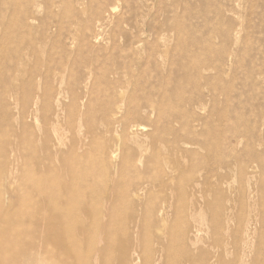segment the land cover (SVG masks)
Wrapping results in <instances>:
<instances>
[{
  "label": "rangeland",
  "instance_id": "obj_1",
  "mask_svg": "<svg viewBox=\"0 0 264 264\" xmlns=\"http://www.w3.org/2000/svg\"><path fill=\"white\" fill-rule=\"evenodd\" d=\"M110 71L167 107L145 109L135 130L157 149L140 161L130 143L129 160L97 165L153 187L126 211L75 200L67 224L83 252L71 263L121 264L127 241L135 264H264V0H0V264H26L33 243L55 263L41 232L63 186L57 153L100 157ZM177 160L187 165L171 185L161 168Z\"/></svg>",
  "mask_w": 264,
  "mask_h": 264
},
{
  "label": "bare ground",
  "instance_id": "obj_2",
  "mask_svg": "<svg viewBox=\"0 0 264 264\" xmlns=\"http://www.w3.org/2000/svg\"><path fill=\"white\" fill-rule=\"evenodd\" d=\"M154 56L155 52H149V54L146 56L145 61L150 62L151 58H153ZM160 56L164 57V55L161 54ZM134 59L136 64V60L138 59V57L136 56ZM194 67H198V69H200L202 65L198 63L194 65ZM203 68L206 70L205 67ZM93 70L95 74V69ZM89 72L90 74L92 73L91 70ZM108 73L109 75H113L111 77V80L108 78L110 81L109 84H106L107 86H109L106 93H108L111 97L109 96L108 103H105V107L103 105L104 108L102 125L107 133L112 134V138H110L102 146L100 157L95 159L94 156L90 154V152L85 153V159L80 160L78 159L79 156L72 154L70 160L68 159L69 157H65V154L63 152L60 151L57 153V157H59V161L61 162V165L57 167V173L59 179H61L63 182V186L55 192V200L50 199L52 203H56L54 204V209L57 211V213L52 218H44L46 226H48V228L46 229L49 231L45 229V235H43V233L41 232L43 240L47 242L52 241L53 245L58 249L56 255H53L50 252V249L44 250V252L46 251L45 254L52 255L53 258L56 259V261H54V264H63L62 262L64 260H66V263L64 264H72L71 260L73 259V257L77 258L75 252H78L79 255L77 259H80L81 253L83 252L82 245H80L79 243L75 244L72 241L74 234L72 228L70 229L67 224L69 212L72 211L73 202L75 200L76 204L81 205L80 207H82L83 209L89 210L93 209L95 206H101L108 209L126 211L127 208L135 206V199L133 197L135 194L143 191H148L153 187V182L136 183L135 177L128 182H121L120 180L112 177V169L107 174H104V172L102 171L103 168L98 165L107 163L112 167L113 163L117 166V162H121L123 160V157H128L129 160L131 152L135 150L132 146H130V143H134L141 151L142 154L140 157V161L143 160L145 151H149L150 148H153L154 150L157 149L158 144L155 141L152 142L150 146H148L149 144L146 145L144 141L137 140L135 136V130H146L147 125H144L138 121L141 115H143V112L146 111L145 109H148L149 113H154L160 116L166 114L165 110L167 105L165 104V101H167V96L162 95L163 98L160 99V95L155 96V94L151 93L150 89L148 90L147 86L137 85L135 87V77L133 74L131 75L130 79L123 81L121 79L122 77L117 71H110ZM140 91H142V97L139 94ZM59 99L61 98L59 97ZM77 99L78 97L74 95V101H76ZM82 126L83 125H80L79 123V130H81ZM97 132L98 129H96V131L91 127L90 129H87V137L92 139V143L96 140ZM190 139L191 138H188L187 140H180V145L190 146V144H192ZM177 140L179 141V139ZM58 144L63 145L64 140L60 139ZM196 144L200 143L197 142ZM168 163H164L161 171L167 170V168H169L167 172L168 175H165V177H167L166 180L171 181L172 185L173 181L179 176L178 174L185 171L187 164H184L183 162L177 160L172 166L170 164L169 167ZM209 171L211 172V174H213L214 169H210ZM116 174L117 172L115 171L114 176H116ZM67 175L71 178L70 182L68 179H66ZM224 176L226 177V175ZM137 178H139V176ZM226 178L228 180V177ZM166 180L162 181L160 185H162L163 187H169L170 184L166 183ZM206 181L197 180L196 182H194V186L199 189V191L202 189L205 190L207 188H210L211 181ZM61 204L66 205V207L61 208ZM10 241L14 244L18 242L15 237ZM128 246L129 243L127 241L123 242L122 247L124 250L121 257V264H135V255L133 256L132 253H129ZM35 247H38V245L36 243H33L30 254L27 253V251H20V255H27L23 258L24 262H26V264H46L41 260L39 261L38 257L40 256V252H38ZM100 252L101 249L99 250V253ZM101 255L103 257L105 256L104 254Z\"/></svg>",
  "mask_w": 264,
  "mask_h": 264
}]
</instances>
